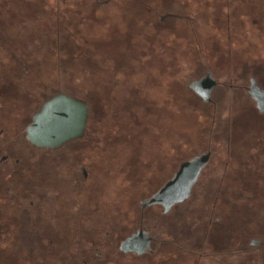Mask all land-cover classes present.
Returning <instances> with one entry per match:
<instances>
[{"label": "rangeland", "instance_id": "rangeland-1", "mask_svg": "<svg viewBox=\"0 0 264 264\" xmlns=\"http://www.w3.org/2000/svg\"><path fill=\"white\" fill-rule=\"evenodd\" d=\"M12 1L9 6L0 7L2 34H10L11 29L20 27L16 61L30 66L25 77L30 84L34 83L35 92V76L45 71L40 48L49 53L46 82L50 92L64 87L89 90L87 103L91 108L95 106L98 121L95 123L90 118L85 136L89 137L88 141L97 131L98 142L104 147L97 152L107 159L97 163L92 175L93 188L86 195L83 193L82 200L109 207L112 220L118 225L115 242L129 231V226L138 222V214L131 212L136 202L155 192L182 160L203 150L209 140L212 146L220 143L218 153L202 168L191 196L180 205L183 211L195 214V223L190 226L194 230L193 236H189L191 241L199 246L210 213L213 220L216 216L219 220L210 227V242L205 249H212L213 243H218L219 235L214 226L226 238L227 252L238 248V240L249 235L262 236L261 248L264 249V182L255 183L253 177L248 176L249 181L238 194V169L242 167L246 171L251 164L250 158L243 154L244 147L259 145L264 149V114L253 109L250 98L244 93L238 106V87H233V96L219 98L215 110L193 94L186 78L191 80L202 73L203 66L196 63L197 53H192L191 45L183 43L188 37L186 33L179 34L178 49L168 50L166 56L170 59L164 62L155 53L160 48L155 37L149 38L157 33L156 26L149 23L150 18L135 17L134 7L127 0H115L111 6L101 5L102 11H93V7L81 0H69L67 5L61 0ZM161 3L173 8L187 5L178 0H162ZM11 10L14 25L10 29L6 25L12 24L7 22ZM243 14L241 23L248 26V31L242 33L239 40L229 42L232 54L226 55L238 57V61L232 62L225 55H217L218 59L215 55L217 59L208 68L221 81L229 83L231 78L233 85L254 76L264 86V35L256 36L258 43L255 44L251 37L252 13ZM257 18L259 23L263 22L264 13H257ZM167 23L170 24V20ZM25 28L28 32L22 31ZM156 35L168 40L170 32ZM196 35L206 47L216 49L220 41L226 42L222 39L225 35L220 37L206 28ZM10 44L11 41H7V46ZM219 48L221 53L227 52L226 46ZM93 61L99 83L103 81L101 88H104L94 95L90 92ZM222 88L227 89V86ZM93 114L91 112V116ZM238 137L242 144L249 143L242 145V150H238ZM255 160L264 167V153L258 154ZM210 208H214L213 211ZM65 211L68 214L70 208ZM177 216L180 218L181 213L176 212L175 227H178ZM147 217L149 214L144 219V227L158 234L154 224L151 225V218ZM182 228L186 236L189 231ZM64 232L62 228L59 234ZM6 234L7 230H0V248L4 247L0 250V264H29L26 253L15 255L12 249L20 244L22 236L17 234L10 238ZM250 246L244 244L241 248ZM155 259L119 254L116 264H142L143 261L156 264ZM223 262L264 264V255L247 258L227 254Z\"/></svg>", "mask_w": 264, "mask_h": 264}, {"label": "flooded vegetation", "instance_id": "flooded-vegetation-1", "mask_svg": "<svg viewBox=\"0 0 264 264\" xmlns=\"http://www.w3.org/2000/svg\"><path fill=\"white\" fill-rule=\"evenodd\" d=\"M61 1L67 5L69 0ZM81 1H86L90 8H94L93 11H102L101 5L111 6L115 0ZM127 1L134 7L132 14L138 18H150L149 23H154L157 33L170 32L168 40L161 35L157 36V33L154 34L156 36L149 37L152 39L155 37L157 47H160L155 53L162 61H169L170 58L166 56L168 50L178 49L179 34L188 35L186 42H181L191 45L192 53H197L195 61L198 66H203V71L191 80L186 78V81L189 89L202 103L210 105L215 110L220 103L219 98L233 96V87H238V106L244 93L250 98L253 109L259 114H264V86L256 77L249 76L247 80H240L238 85H233L231 78L229 83L221 81L208 68L210 63L217 59V55H225V58L232 62L238 61V57L226 55L232 54V44L229 42L239 40L241 34L248 31V26L241 23L243 13H252L251 37L255 44L258 43L256 36L258 37L260 33L264 35V21L259 23L257 13H264V0H178L182 5L187 3L182 8L164 7L162 0ZM9 2L14 1L0 0V7L9 6ZM157 18L159 20L156 21ZM167 20H170V24ZM7 22L12 24L9 26L7 23L6 27L13 28L12 10ZM19 28L11 29L10 34H2L3 26L0 25V230H7L6 235L10 238L17 234L22 236L20 244L12 247L13 251H16L15 255L26 253L29 264H116L119 254L153 256L156 258V264H223V258L227 254H239L247 258L264 255V249L261 248L263 237L259 235L241 238L238 240L239 247L227 252L226 238L215 228L216 226L214 229L219 235L216 241L218 243L214 242L212 249H205L206 244L210 242L208 239L210 227L213 222L219 220L218 216L213 220L210 213L199 246L196 247L189 237L194 234L190 226L195 223V214L188 210L183 211L180 205L191 196L202 168L218 153L217 145L220 143L212 146L209 140L203 150L182 160L155 192L136 202L131 212L138 214V222L129 226V231L115 242L118 225L112 220L109 207L82 200L83 193L86 195L93 188L92 175L97 163L101 164L103 162L100 161L107 159L97 152L104 148L98 142L97 131L95 130L88 141L89 137L85 136L90 118L92 117L95 123L98 121L95 106L91 108L87 103L89 90L82 87H64L59 88L57 92H50L46 82L48 77L46 61L49 59V53L40 48L45 71L43 75L35 76V92L34 83L30 84V80L25 77L30 71V66L19 65L16 61L18 58L16 43L21 32ZM202 28L213 31L220 37L225 35L222 39L225 38L226 42L220 41L219 47L226 46L227 52L221 53L219 47L215 49L203 45L201 37L196 35ZM22 31L28 32L27 28ZM7 41H11L10 46H7ZM37 60L41 61L39 57ZM94 66L93 61L90 90L93 95L98 90L102 92L104 90L101 88L103 81L99 83ZM109 82L108 85L111 84ZM224 85L227 89L222 88ZM199 92H208L209 97L205 99ZM58 95H65L85 105L84 128L78 136L68 138L55 146L37 145L27 137V128L35 115L43 109L44 104ZM91 112L94 113L93 116ZM242 143L238 137L240 146L238 150H242V145L244 147L249 144ZM34 150L44 153L39 154ZM261 152L264 153V149L259 145L244 147L243 154L250 158L251 164L246 171H243L245 168L242 167L238 169V194H241L243 186L249 181L248 176L253 177L255 183L264 182V167L255 160ZM204 155L205 159L184 199L175 200L167 210L163 202L152 201L153 195L177 174L182 164ZM107 164L110 165V162ZM215 205L213 203L212 206L216 208ZM66 208H70L68 214ZM214 208H210L211 211ZM176 212L181 213L180 218L177 216L178 227H175ZM147 214H149L147 219L151 218V225L154 224L158 234H152L150 228L144 227ZM5 225L8 227L4 228ZM182 227L189 231L186 236L182 234ZM62 228L65 232L59 234ZM161 232L165 234L162 235ZM138 233L144 238L143 248L121 249L123 240ZM244 244L251 246L241 248ZM142 264L150 263L143 261Z\"/></svg>", "mask_w": 264, "mask_h": 264}, {"label": "water", "instance_id": "water-1", "mask_svg": "<svg viewBox=\"0 0 264 264\" xmlns=\"http://www.w3.org/2000/svg\"><path fill=\"white\" fill-rule=\"evenodd\" d=\"M205 99L208 92H199ZM86 107L65 95H58L47 101L43 109L35 115L27 128V137L37 145L55 146L64 140L78 136L84 128ZM205 156L195 158L182 164L177 174L157 191L152 201L166 204L165 210L175 200L184 199L189 193V186L195 179ZM185 179V180H184ZM181 180H184L181 182ZM141 233L134 234L121 243V249L143 248Z\"/></svg>", "mask_w": 264, "mask_h": 264}]
</instances>
